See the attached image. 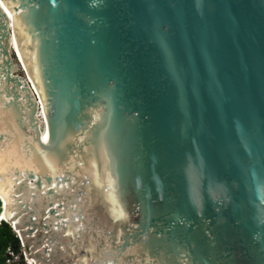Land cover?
<instances>
[{"label": "water", "instance_id": "water-1", "mask_svg": "<svg viewBox=\"0 0 264 264\" xmlns=\"http://www.w3.org/2000/svg\"><path fill=\"white\" fill-rule=\"evenodd\" d=\"M0 216L29 264H264V0H0Z\"/></svg>", "mask_w": 264, "mask_h": 264}, {"label": "trees", "instance_id": "trees-1", "mask_svg": "<svg viewBox=\"0 0 264 264\" xmlns=\"http://www.w3.org/2000/svg\"><path fill=\"white\" fill-rule=\"evenodd\" d=\"M11 248L14 253H19V241L4 222L0 223V264H5L6 251Z\"/></svg>", "mask_w": 264, "mask_h": 264}, {"label": "rangeland", "instance_id": "rangeland-1", "mask_svg": "<svg viewBox=\"0 0 264 264\" xmlns=\"http://www.w3.org/2000/svg\"><path fill=\"white\" fill-rule=\"evenodd\" d=\"M2 221H4V220L0 218V223ZM11 231H12V229H11ZM20 244H22V243H20ZM10 250H12V249L10 248ZM19 251H20V253L14 254L13 257H11V255H12L11 252L6 251V258L8 257L9 260L6 259L5 264H29V261H28V258L26 257L25 251H23V250H19Z\"/></svg>", "mask_w": 264, "mask_h": 264}, {"label": "built area", "instance_id": "built-area-1", "mask_svg": "<svg viewBox=\"0 0 264 264\" xmlns=\"http://www.w3.org/2000/svg\"><path fill=\"white\" fill-rule=\"evenodd\" d=\"M15 237H16V238L18 239V241H19V250H23V251H24V247H23V245L20 244V243H22V242L20 241L19 237H18L17 235H15ZM7 252H11V253H12L11 257H13L14 254H18V253H14L13 250H10V248L7 250ZM19 253H20V251H19ZM22 253H23V252H22ZM6 259L9 260L8 257H7ZM25 262H26V261H25ZM23 263H24V262H23Z\"/></svg>", "mask_w": 264, "mask_h": 264}, {"label": "bare ground", "instance_id": "bare-ground-1", "mask_svg": "<svg viewBox=\"0 0 264 264\" xmlns=\"http://www.w3.org/2000/svg\"><path fill=\"white\" fill-rule=\"evenodd\" d=\"M1 219H3L1 216H0ZM4 220V219H3ZM23 245V244H22ZM24 247V246H23Z\"/></svg>", "mask_w": 264, "mask_h": 264}]
</instances>
